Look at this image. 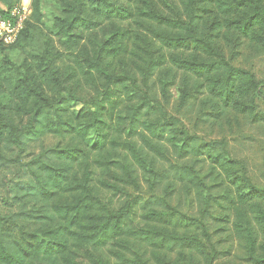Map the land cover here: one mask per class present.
<instances>
[{
  "label": "trees",
  "instance_id": "trees-1",
  "mask_svg": "<svg viewBox=\"0 0 264 264\" xmlns=\"http://www.w3.org/2000/svg\"><path fill=\"white\" fill-rule=\"evenodd\" d=\"M19 1L0 0V13ZM44 1L31 0L9 44L28 48L24 60L0 56V264H151L137 245L154 247L155 264H195L185 247L212 264L211 232L222 229L211 231L207 217L232 219L245 260L264 264V187L222 143L190 134L158 101L174 88L179 106L198 102L213 118L233 110L253 120L255 74L218 43L235 52L239 39L264 42V0H58L52 33L40 39ZM77 102L84 106L70 111ZM47 134L64 142L22 161ZM152 154L167 163L170 155L190 159L164 180L160 203L168 211L144 207L139 224L124 185L136 183L138 170L150 186L167 177L150 167ZM205 159L226 185L199 176ZM177 184L192 190L199 216L168 204ZM176 215L187 220L181 231ZM176 248L173 259L161 254Z\"/></svg>",
  "mask_w": 264,
  "mask_h": 264
},
{
  "label": "rangeland",
  "instance_id": "rangeland-1",
  "mask_svg": "<svg viewBox=\"0 0 264 264\" xmlns=\"http://www.w3.org/2000/svg\"><path fill=\"white\" fill-rule=\"evenodd\" d=\"M23 2V0H20ZM30 7H31V0ZM29 2H23L27 5ZM32 10V8H31ZM41 20L37 25L36 32L39 33L40 39L50 37L52 33V25L55 16L60 15V8L58 6V0H45L41 4ZM235 43V42H234ZM218 45L225 51L226 56L230 58L231 62L239 67L250 69L256 77L258 83V95L254 98L253 112L254 119L246 113H238L231 110L227 112L225 117L213 118L209 114L208 105H200L198 102H193L185 106L178 105V92L174 88H170L168 96L165 100L158 99L163 105L168 115L175 116L181 121L183 126L188 130L190 134L197 135L204 141H214L216 143H222L227 150L228 157L236 159L247 167V175L251 181L257 186L264 187V42L259 39L250 41L248 39H240L239 42L233 47L235 52H232V48L228 46L220 39ZM28 53V48L14 47V45H2L0 49V56L7 55L13 62L20 64ZM160 96V95H159ZM84 104L77 102L70 106V111H78ZM64 140L58 137V135L47 134L42 139L31 142L24 153L21 154V160L25 161L32 158L45 146H51L56 143H62ZM153 156V161L150 165L155 171L169 173L166 178L159 180L150 186L142 177V171L135 172L136 183L125 184V189L131 194L133 200L130 206V215L132 219L143 224L146 219V208L152 207L159 210L168 211L160 200L163 197V183L168 179L172 173L173 168L180 162H187L190 156H187L183 160L174 158V155H170V161L165 162L156 156ZM113 168V167H111ZM200 174L204 181L212 185L219 180H224L225 175L223 172H214L210 170V162L205 159L199 164ZM103 169L96 168V175L98 176ZM169 171V172H168ZM215 177L216 181L213 182L212 178ZM213 187V186H212ZM218 187H213L212 191H217ZM102 194L108 198L109 193L102 191ZM220 191L216 195H219ZM190 195V196H189ZM189 195L182 193L181 184H177L176 191L168 198V204L171 207H175L180 213H184L190 217L199 216L200 206L195 201V197H192V190ZM113 206H117L118 202L112 199ZM264 204V199H263ZM214 206L212 209H215ZM210 209V210H212ZM213 215L220 217L222 214L219 210L213 211ZM185 219L179 218L178 215L172 221V225L176 230H183ZM207 224L210 230L222 229V232H211V242L216 249L215 259L212 264H251L244 258V251L242 248V241L238 238L232 227V219L229 221H222L219 218H206ZM150 226L160 227V223L153 221L149 222ZM254 230L258 237L260 232L256 223H252ZM261 239V238H260ZM259 239V240H260ZM138 249L142 251L147 257L148 262L155 264L150 256V251L154 247L150 245H137ZM185 253H192L195 264H207L203 255H200L196 251H192L191 248H183ZM178 249L172 251L162 250L161 254L167 258L173 259L177 256ZM124 264V263H115Z\"/></svg>",
  "mask_w": 264,
  "mask_h": 264
},
{
  "label": "built area",
  "instance_id": "built-area-1",
  "mask_svg": "<svg viewBox=\"0 0 264 264\" xmlns=\"http://www.w3.org/2000/svg\"><path fill=\"white\" fill-rule=\"evenodd\" d=\"M31 14L30 2L22 1L0 13V47L13 43Z\"/></svg>",
  "mask_w": 264,
  "mask_h": 264
},
{
  "label": "bare ground",
  "instance_id": "bare-ground-1",
  "mask_svg": "<svg viewBox=\"0 0 264 264\" xmlns=\"http://www.w3.org/2000/svg\"><path fill=\"white\" fill-rule=\"evenodd\" d=\"M23 2H26L27 3V2H29V0H23Z\"/></svg>",
  "mask_w": 264,
  "mask_h": 264
}]
</instances>
